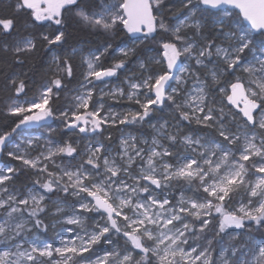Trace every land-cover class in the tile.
<instances>
[{"label": "snow or ice", "instance_id": "obj_1", "mask_svg": "<svg viewBox=\"0 0 264 264\" xmlns=\"http://www.w3.org/2000/svg\"><path fill=\"white\" fill-rule=\"evenodd\" d=\"M0 6V264H264V0Z\"/></svg>", "mask_w": 264, "mask_h": 264}, {"label": "trees", "instance_id": "obj_2", "mask_svg": "<svg viewBox=\"0 0 264 264\" xmlns=\"http://www.w3.org/2000/svg\"><path fill=\"white\" fill-rule=\"evenodd\" d=\"M7 3V0H5V4ZM0 9L2 10H6V9H3V6H0ZM31 94V93H30Z\"/></svg>", "mask_w": 264, "mask_h": 264}, {"label": "rangeland", "instance_id": "obj_3", "mask_svg": "<svg viewBox=\"0 0 264 264\" xmlns=\"http://www.w3.org/2000/svg\"><path fill=\"white\" fill-rule=\"evenodd\" d=\"M53 127H55V125H53ZM43 131H46V129H44ZM37 134H39V133H37Z\"/></svg>", "mask_w": 264, "mask_h": 264}]
</instances>
